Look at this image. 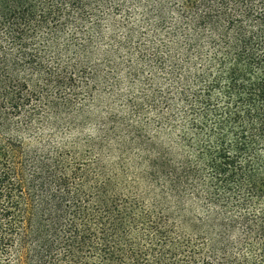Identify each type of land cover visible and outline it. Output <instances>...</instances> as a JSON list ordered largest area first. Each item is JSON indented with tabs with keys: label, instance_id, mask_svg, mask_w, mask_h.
I'll use <instances>...</instances> for the list:
<instances>
[{
	"label": "trees",
	"instance_id": "obj_1",
	"mask_svg": "<svg viewBox=\"0 0 264 264\" xmlns=\"http://www.w3.org/2000/svg\"><path fill=\"white\" fill-rule=\"evenodd\" d=\"M0 264H264V0H0Z\"/></svg>",
	"mask_w": 264,
	"mask_h": 264
}]
</instances>
